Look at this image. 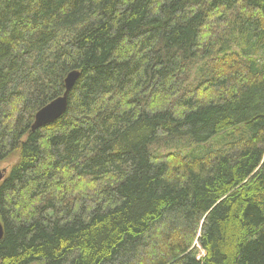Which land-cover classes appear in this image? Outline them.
<instances>
[{
	"label": "trees",
	"instance_id": "trees-1",
	"mask_svg": "<svg viewBox=\"0 0 264 264\" xmlns=\"http://www.w3.org/2000/svg\"><path fill=\"white\" fill-rule=\"evenodd\" d=\"M0 170V264H264V0H0Z\"/></svg>",
	"mask_w": 264,
	"mask_h": 264
},
{
	"label": "water",
	"instance_id": "water-1",
	"mask_svg": "<svg viewBox=\"0 0 264 264\" xmlns=\"http://www.w3.org/2000/svg\"><path fill=\"white\" fill-rule=\"evenodd\" d=\"M81 75L79 69L70 71L65 78V91L62 95L54 98L43 107H41L36 115L32 124V131H36L38 128L52 123L59 119L67 111L69 102V93L74 87L76 81ZM4 173L0 170V181L2 180ZM4 236L3 224L0 220V239Z\"/></svg>",
	"mask_w": 264,
	"mask_h": 264
},
{
	"label": "rangeland",
	"instance_id": "rangeland-1",
	"mask_svg": "<svg viewBox=\"0 0 264 264\" xmlns=\"http://www.w3.org/2000/svg\"><path fill=\"white\" fill-rule=\"evenodd\" d=\"M14 159H16V155H13L7 163H4L3 165H1V168L4 167V166H6V164H8V163H10V162H13ZM40 264H41V263H40Z\"/></svg>",
	"mask_w": 264,
	"mask_h": 264
}]
</instances>
